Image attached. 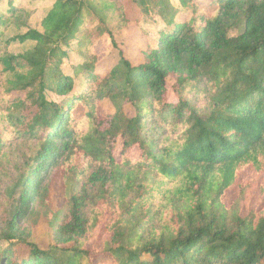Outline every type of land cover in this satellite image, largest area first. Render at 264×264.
I'll use <instances>...</instances> for the list:
<instances>
[{"label":"trees","instance_id":"16d2710c","mask_svg":"<svg viewBox=\"0 0 264 264\" xmlns=\"http://www.w3.org/2000/svg\"><path fill=\"white\" fill-rule=\"evenodd\" d=\"M176 2L54 0L41 30L11 38L19 11L11 0L0 10V162L10 161L14 143L26 150L0 264H81L107 213L99 237L110 235L102 245L109 259L101 264H264V205L229 220L223 208L240 172L264 173V0ZM154 20V42L142 29L145 40L135 44L137 64L120 51L108 74L97 73L94 46L105 35L116 47L114 34L130 21ZM15 42L33 46L11 54ZM71 44L81 57L77 84L61 71V48ZM104 100L113 113L99 119ZM77 107L85 109L78 119ZM83 180L100 187L107 209L95 208L90 223ZM55 182L63 191L70 184L62 221L47 210ZM42 210L55 244L71 247L42 251L29 242L19 221ZM139 211L132 227L121 220Z\"/></svg>","mask_w":264,"mask_h":264},{"label":"rangeland","instance_id":"374dc122","mask_svg":"<svg viewBox=\"0 0 264 264\" xmlns=\"http://www.w3.org/2000/svg\"><path fill=\"white\" fill-rule=\"evenodd\" d=\"M8 1L3 0L0 6V10L8 9ZM14 6L17 8L18 16L15 19L16 27L9 30L7 36L9 38L15 35L24 33L26 29L32 28L41 30V20L52 6L54 0H11ZM204 1V0H199ZM209 0H205L204 4ZM173 4H177L176 0H171ZM159 21L154 20L151 23L143 24V22L130 21L128 26L122 29L118 34H114V40L116 47L113 46L109 37L105 35L95 46L96 62L95 67L99 75L105 76L111 69L118 63L119 52L128 59L133 65L139 61L138 47L135 44H141L145 40V35L142 34V29L148 30V38L150 43L154 42V34L159 26ZM137 25V26H136ZM139 25V26H138ZM141 28V29H140ZM240 32V27L231 30L228 36H237ZM33 46V43L27 42L19 44L17 42L12 43L8 51L11 54H19L25 52ZM65 52V56L62 57L61 71L74 79L75 84L78 83V79L73 74V68L81 63V57L77 54L73 44L61 48ZM82 81V80H81ZM78 87V86H77ZM80 88V86H79ZM48 99L60 103L61 99L57 95L51 93L48 94ZM85 109L77 107L71 111L75 118H80ZM96 113L99 119L104 118L107 115L113 113V108L106 100L98 102L96 105ZM21 141L14 143L9 148V162H0V232L5 228V220L11 216V204L19 196L20 189H13L18 171L23 166V159L25 154V148ZM120 143H117L113 153L117 160L120 159ZM141 175V174H140ZM139 175V176H140ZM83 180L78 189L83 188L88 195V201L83 209V216L91 222L90 219L95 216V208H98L103 213H107V209L104 204V194L99 186H91L86 184ZM63 185H59L57 182L52 184L51 187V204L47 209L51 214L60 213L59 221L63 220V216L68 210V195L70 193V184H66L65 189H61ZM77 191V190H76ZM74 193H77V192ZM264 205V173L257 174L252 169L247 168L239 173L236 181L226 191L223 200V208L227 213L228 220L235 213L241 216H245L249 211H259ZM105 213V214H106ZM101 220L99 219L98 227L90 234L89 239L85 242L84 248L89 252L88 257H84L81 264H101L104 261H108L106 254L102 252L103 243L109 238L110 235H102L99 237L100 223L102 224L107 216H111L107 213ZM142 211L137 212L135 215H125L121 218L128 222L129 227H132L137 219L141 218ZM104 219V220H103ZM19 228L24 230L28 237L29 242L35 244L38 249L42 251H55L60 248H69L72 244L65 246H57L53 240L54 229L47 221L45 211H40L39 214L34 215L31 219L27 218L24 221H19ZM129 232L132 230L129 229ZM3 244V242H2ZM58 248V249H57Z\"/></svg>","mask_w":264,"mask_h":264}]
</instances>
